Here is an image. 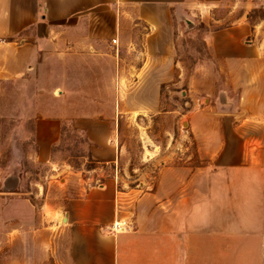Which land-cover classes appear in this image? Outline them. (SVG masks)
<instances>
[{"label": "crops", "instance_id": "crops-1", "mask_svg": "<svg viewBox=\"0 0 264 264\" xmlns=\"http://www.w3.org/2000/svg\"><path fill=\"white\" fill-rule=\"evenodd\" d=\"M229 1L0 0V85L18 86L35 119V158L50 160L70 122L91 144L92 171L112 172L98 185L79 180L55 209L58 221L41 229L21 179L17 191L0 192L14 196L13 220L29 226L8 234L12 264H264V21L245 14L204 40L225 78L218 110L189 116L202 161L176 155L140 195L116 176L118 124L159 112L181 19L208 24ZM241 6L264 8V0ZM122 222L132 230H112Z\"/></svg>", "mask_w": 264, "mask_h": 264}, {"label": "rangeland", "instance_id": "rangeland-1", "mask_svg": "<svg viewBox=\"0 0 264 264\" xmlns=\"http://www.w3.org/2000/svg\"><path fill=\"white\" fill-rule=\"evenodd\" d=\"M246 1L230 0L228 5L214 10L208 24L199 21L190 31L181 24L175 42V75L172 82L162 87L159 112L131 120L124 117L118 124L121 157L116 176L123 191L136 190V195H140L154 190L158 169L177 162L176 155L183 160L188 155H196L198 164L202 161L199 159L201 142L192 140L186 133L189 116L194 108L218 110V98L223 94L220 86L225 78L219 72L224 65L210 55L204 40L210 32L230 26L245 14L250 24L264 21V8L246 10L241 6ZM21 103L18 86L0 85V185L13 174L15 167L20 170L22 191L33 200L35 224L41 229L58 221L60 213L55 209L74 196L73 186L79 180L89 179L90 184L98 185L103 176L112 172L106 167L100 172L92 171L97 165L88 159L91 144L70 122L63 125L62 137L51 149L50 160H37L35 119ZM37 112L44 114L40 109ZM69 178L70 187L64 188ZM13 197L0 194V264L13 261V238L8 234L19 227L29 228L13 220L10 206ZM6 207H9L8 215L3 218Z\"/></svg>", "mask_w": 264, "mask_h": 264}, {"label": "water", "instance_id": "water-1", "mask_svg": "<svg viewBox=\"0 0 264 264\" xmlns=\"http://www.w3.org/2000/svg\"><path fill=\"white\" fill-rule=\"evenodd\" d=\"M181 22L185 25V30L190 31L194 29L195 25L187 18H182ZM20 170L15 167L13 174L7 176L1 183L0 192L12 193L18 190L20 182Z\"/></svg>", "mask_w": 264, "mask_h": 264}, {"label": "built area", "instance_id": "built-area-1", "mask_svg": "<svg viewBox=\"0 0 264 264\" xmlns=\"http://www.w3.org/2000/svg\"><path fill=\"white\" fill-rule=\"evenodd\" d=\"M112 44L115 45L116 41L113 40ZM132 228H133V224L132 223H130V222H122L120 224L113 225L112 230L119 231V232H125V231L132 230Z\"/></svg>", "mask_w": 264, "mask_h": 264}]
</instances>
